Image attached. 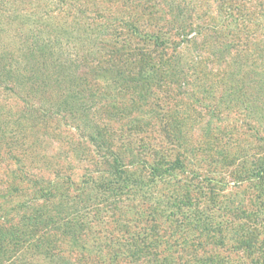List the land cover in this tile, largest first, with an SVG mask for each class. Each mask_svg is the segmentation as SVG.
<instances>
[{"label":"rangeland","instance_id":"1","mask_svg":"<svg viewBox=\"0 0 264 264\" xmlns=\"http://www.w3.org/2000/svg\"><path fill=\"white\" fill-rule=\"evenodd\" d=\"M144 9L154 20L142 29L163 45L120 24ZM120 25L121 73L88 65L84 84L78 61L96 58L101 37L121 49ZM135 47L150 50L142 74ZM70 75L66 93L90 111L33 86ZM102 105L134 142L98 133ZM263 170L264 0H0V228L14 242L3 262L90 264L87 241L112 264H264ZM32 231L47 235L41 246Z\"/></svg>","mask_w":264,"mask_h":264},{"label":"trees","instance_id":"2","mask_svg":"<svg viewBox=\"0 0 264 264\" xmlns=\"http://www.w3.org/2000/svg\"><path fill=\"white\" fill-rule=\"evenodd\" d=\"M107 1L109 4H113L114 0H105ZM125 1V0H124ZM234 3H237L236 1H228V3L226 1H224V6H223V10L222 11H227V9H234ZM244 4H242V7H243ZM123 6H127V4H123ZM146 8V7H144ZM237 9H239L237 7ZM236 10V8L234 9ZM244 10H245V7H244ZM113 12V9L111 11V14ZM143 13H137L135 11L134 13V17L133 19L135 20L133 22V25H131V20H128V21H124L123 19H120L119 22L120 24H123L124 23L128 26L129 25V30H131V28L134 30L135 26H137V29L135 30V34H139V38H141V35L143 36V41H150V39L154 38V41H159V45H163V41H162V35H160V33L158 32H153V30L151 29H147V30H143L142 29V26L145 24V21L147 20H150V21H153L154 18H153V12L150 10L148 11V9H144L142 11ZM137 14V15H136ZM100 15V13H99ZM98 20V19H97ZM234 26L236 27H239L238 24L236 23H232ZM123 25H120L121 26V29L118 31L116 30V28H113V30L117 33L118 32V35H116L118 38H121L122 39V42H121V49H119L118 47L116 46H112L110 45L107 41H105V39L101 37V39H96L93 41V44L94 46H96L97 48H100V53L97 54L96 58L93 59L92 61H88V59H86L87 55L84 56L82 59V62L81 61H78V63L80 64L79 65V68L82 70V76H80L81 78H78L79 80L83 81L84 84L87 83V79H86V75L89 73V71L87 70V66L90 65L91 66V71L95 72L96 70V66L99 65L101 66L98 70L101 69L102 71V74H104L105 76H108L111 74V73H108V72H112L110 71L112 68L114 69L113 71H115L116 73H121V69H123V66L127 63L128 61V56L127 55H123L122 51L124 52V47H126L130 41H131V38H129L128 34H127V29H126V32L124 31V27ZM112 30V31H113ZM128 30V31H129ZM139 30H141L139 32ZM109 31V29H108ZM125 32V33H124ZM115 33V34H116ZM134 34V36H136ZM111 32L109 31V33H105L103 34V37H109L111 36ZM118 45V43H117ZM109 48L107 52L104 51L103 48ZM111 48V50H110ZM135 50H137V56H139V60H137V64L134 66V69H138L137 72L138 74H142L145 70H146V67H145V60L147 59V57H149L148 55H146L147 53L145 52H149L150 50H145L144 48L142 47H135L134 48ZM102 51V52H101ZM99 52V51H98ZM225 52V50L223 51ZM104 53V54H102ZM226 55V53H223ZM105 55L107 57H105ZM143 57V59H142ZM106 59L105 60H103ZM145 58V59H144ZM151 60V59H150ZM104 66H103V65ZM106 64V65H105ZM86 67V68H85ZM254 70L256 69L255 66L253 68ZM256 73H259V72H256ZM109 74V75H108ZM98 76H101L100 74ZM84 79H83V78ZM66 80L63 81V83H61L60 81H57L56 82V85H53V84H50L48 85L46 80H47V77L45 79H42L40 77L39 80H35L34 83H33V86H37L38 87V90L39 92L43 93V94H40L39 98L44 100L47 99V97L49 96H55V101L56 103L58 104V106L63 109V110H66L68 108H70L69 110V113H72L71 111L73 110L74 107H77V110H81V111H90L91 108L88 107V105H83V101L87 96H84L83 94L82 95H75L72 94V95H69L67 94L66 92L68 91V86H67V81L69 82L70 80H75V76L74 75H70L68 76L67 78H65ZM45 80V82L43 81ZM38 81V82H36ZM72 82V81H71ZM85 87V85H84ZM51 89V90H49ZM50 91H53V94H51L52 92ZM55 91V92H54ZM84 90L81 91V93L83 92ZM48 95V96H46ZM82 99V100H81ZM51 99L48 98V103L51 104ZM117 99H115V101L111 102V103H114L115 105H112L114 106L113 107V110L115 108H118L116 105H117ZM29 108L31 109V112L32 111H35V108H34V105H28ZM99 113H101L103 115V117H101L99 119V121L94 125L97 129H98V133H100L101 136H103L104 138L106 139H110V138H113V140L116 139V141L120 142L122 145H128L130 144L129 142H134L132 139L129 138V134H127V132L124 130L126 129V122L122 121H116L115 119H111V120H108L106 119L105 115H106V106L102 105L100 107V109L97 111ZM52 113V112H51ZM64 117V116H62ZM113 120V121H112ZM130 122L127 124L129 125ZM125 127V128H124ZM162 127V126H161ZM107 144L109 146L111 145H114L112 142L109 143V141H107ZM120 145V146H122ZM119 158V157H118ZM120 159H114V165H117V163L119 162ZM264 171V170H263ZM120 174H122V171L120 170H117L116 172V177H117V186L116 188H119V182H121V179H124L120 176ZM128 184V183H127ZM132 184V183H131ZM135 183L133 182V185ZM115 188V189H116ZM246 208H243V211H245ZM46 214L48 215L49 219H53L52 217V214H50V212H46ZM128 221V220H127ZM54 222H52V224H50V227L51 229H53V233H57L56 232V229L54 228ZM37 226V225H36ZM49 227H47L46 229H48ZM3 228H0V264H7V263H15V260L17 259L16 256H12L9 260H7L6 262H3V258H1L2 256V252H4V250L7 249L8 246H11L14 244V242H12V239H8V237L4 234V232L2 231ZM45 229H43L42 231H44ZM42 232L41 231H32L31 232V237L29 239H27V242L29 244H32V245H35V247H39L41 246V244H43L45 241H46V233L44 232L43 234L46 235V236H42L41 234ZM12 235L14 234L12 231H8V235ZM72 236L77 239L79 241V239H83L81 235H78V233H71ZM24 237H21L18 235L17 237V240L19 239H22ZM136 239V238H135ZM118 245L120 246H125L126 247H130L131 246V249L133 248H139V245L135 246L133 244H129V243H125V244H122L118 241H116ZM134 242V241H133ZM136 242V241H135ZM81 242L79 241V244ZM45 246V245H44ZM78 247H80V249H82L83 251V254H88L91 258V263L90 264H112V261L111 260H103L102 262H100L102 259L101 257L98 258V260H96L95 258H92L94 255H92V251H95V252H99V250L97 251L98 247L95 246L94 244L91 245V243L85 241L83 242V244L81 243L80 245H78ZM128 249V248H126ZM130 249V248H129ZM140 249V248H139ZM101 251V249H100ZM138 252V250H137ZM137 255L136 253H134V256ZM191 255V254H190ZM191 256H194V257H197V251L195 250V252L192 253ZM93 259V260H92ZM154 259H150V258H146V264H151V262L153 261ZM89 262V261H88ZM62 263H65L67 264L68 262H66L65 259H63ZM85 261H82V264H84ZM89 264V263H88Z\"/></svg>","mask_w":264,"mask_h":264}]
</instances>
